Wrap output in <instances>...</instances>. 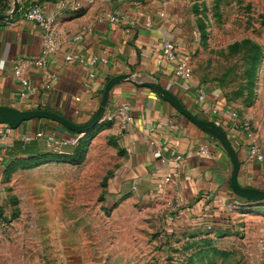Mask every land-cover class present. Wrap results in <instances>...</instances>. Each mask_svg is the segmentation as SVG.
I'll return each mask as SVG.
<instances>
[{
    "label": "rangeland",
    "instance_id": "374dc122",
    "mask_svg": "<svg viewBox=\"0 0 264 264\" xmlns=\"http://www.w3.org/2000/svg\"><path fill=\"white\" fill-rule=\"evenodd\" d=\"M179 7L195 81L221 91L250 124L247 134L264 135V0ZM112 126L103 120L79 134L69 149L79 152L75 164L9 155L0 174V264H264V200L238 198L226 211L187 217L159 195L117 189L125 150L105 135Z\"/></svg>",
    "mask_w": 264,
    "mask_h": 264
},
{
    "label": "crops",
    "instance_id": "0c3cea01",
    "mask_svg": "<svg viewBox=\"0 0 264 264\" xmlns=\"http://www.w3.org/2000/svg\"><path fill=\"white\" fill-rule=\"evenodd\" d=\"M34 1L49 13L55 12L61 2L20 0V13L12 21L0 20V106L51 111L76 124H84L99 109L104 89L112 78L133 74L139 82L158 81L197 118L218 126L222 122L220 127L227 133L240 160V185L264 190V161L250 158L253 144L264 148V135L250 136L242 127L234 125L228 116L232 109L219 89L202 87L195 79L189 86L184 84L173 75L176 63L166 60V51L161 47L164 41L172 43L179 61L190 55L181 37V0H83L81 12L63 11L56 26L58 50L48 60L58 80L52 90H42L34 98L22 100L20 94L24 88L14 76L13 62L42 56V30L37 24L25 21L21 13L23 6ZM12 5L13 0L6 1L3 12L11 11ZM107 14L118 17L119 21L110 22ZM79 34L81 37L76 39ZM68 54H82L87 58L95 55L99 61L95 65L67 63ZM24 76L35 86L44 81L43 68L35 65L27 67ZM198 87L206 89V104L198 100ZM122 104L132 107L133 122L126 126L117 122L104 132L118 136L125 150L117 189L130 184L139 195L156 194L168 204L178 200L183 210L180 214L187 217L210 215L212 197L225 203L240 199L231 188L233 164L224 147L179 114L158 92L123 81L112 90L107 113H115ZM213 104L222 109L219 116L209 112ZM170 125L176 128L171 129ZM38 132L54 133L59 140L73 137L63 126L46 119L27 121L17 128L0 124V174L10 153L22 143L20 138ZM27 145L35 151L47 147L56 152L46 140ZM169 146H177L185 157L184 165L174 182L160 188L163 178L174 168L162 163L153 152L162 147L166 153ZM203 146L208 153L199 155ZM70 148L73 147L64 146L59 152H69ZM207 194L211 198L203 200Z\"/></svg>",
    "mask_w": 264,
    "mask_h": 264
},
{
    "label": "built area",
    "instance_id": "2783aa9c",
    "mask_svg": "<svg viewBox=\"0 0 264 264\" xmlns=\"http://www.w3.org/2000/svg\"><path fill=\"white\" fill-rule=\"evenodd\" d=\"M93 1V0H92ZM112 1V0H106ZM83 0H61L59 3V8L52 13H49L45 10L44 6L37 2H30L27 5L21 8L22 18L25 21L37 24L42 30V56L40 58H31V59H16L14 63V76L20 82L24 91L20 94V98L22 100H28L37 96L40 91L52 90L54 82H57L58 77L53 72L51 68H49L48 60L52 58L59 46L58 42V32H57V20L59 15L63 11H71L73 13L81 12L83 8ZM1 7V6H0ZM106 19L110 22H118V17L107 14ZM148 27L151 26V23L147 24ZM81 34H79L76 39H79ZM161 47L166 51V60L170 62L176 63V68L173 71V75L176 79L181 80L186 85L192 84L194 81V72L192 66L190 64V55L181 58H178L177 52L174 50L173 45L170 41H164L161 44ZM99 61L98 57L92 55L90 57H85L82 54H68L65 57V62L72 63L78 62L83 65H95ZM103 62H106L104 59ZM4 61L1 62V66H4ZM37 66L43 68L44 73V81L39 86L33 85L25 76L24 72L27 67L29 66ZM198 100L202 104H206L207 93L206 89L202 87H198ZM78 100V99H77ZM209 112L212 115L219 116L222 113V109L213 104L209 107ZM229 118L239 127H242L243 130L249 131L250 124L247 121L241 119L239 114L234 111L230 110L228 113ZM134 113L132 107L128 104H122L115 113H107L105 114L103 120L117 123L120 122L122 126H126L133 122ZM222 125V122H221ZM219 125V126H221ZM171 129H175L176 126L170 125ZM10 131V130H8ZM81 135L73 136L68 140H59L54 133H45V132H38L33 136L24 135L20 138V141L23 144L31 143L35 140H46L48 144L54 146L56 152H59L64 146H72L75 147L78 145ZM167 152L164 153V148H157L154 150L153 154L156 155L162 163L170 164L174 171L168 173L163 179V183L160 185V188H163L165 185L174 182L181 174L182 166L184 165L185 157L184 155L178 150L177 146H169ZM208 153V149L206 146L201 147L200 151L198 152L199 155H205ZM250 158L257 160L258 162L264 161V148L259 147L256 144H253L250 149ZM211 197L204 195L202 197L203 200H209ZM235 201L230 203H225L223 201H219L215 199V197L211 198L210 206L212 208H217L219 211H226L228 209L233 208V204ZM171 206L180 207V202L175 200L174 202L170 203ZM209 205V204H208Z\"/></svg>",
    "mask_w": 264,
    "mask_h": 264
},
{
    "label": "water",
    "instance_id": "95a60500",
    "mask_svg": "<svg viewBox=\"0 0 264 264\" xmlns=\"http://www.w3.org/2000/svg\"><path fill=\"white\" fill-rule=\"evenodd\" d=\"M8 0H0V6ZM20 0H13L12 10L9 12H0V20L12 21L19 12ZM131 81L136 86L143 88L148 87L158 92L164 100H166L175 110L190 120L192 123L197 125L202 131L211 135L215 138L226 150L230 156L233 164V171L231 176V188L237 196L249 201H262L264 200V190L243 187L238 181L240 173V160L231 145L227 133L217 124L202 120L193 115L181 102L180 100L168 89H166L158 81L139 82L133 74H121L108 81L104 93L100 102L99 109L94 116L84 124H76L70 121L68 118L61 116L57 113L46 111V110H19L16 108L0 106V124H6L10 127L17 128L24 122L35 120V119H46L58 123L69 131L77 134H83L94 129L101 121L107 112L111 92L114 87L123 82Z\"/></svg>",
    "mask_w": 264,
    "mask_h": 264
},
{
    "label": "trees",
    "instance_id": "16d2710c",
    "mask_svg": "<svg viewBox=\"0 0 264 264\" xmlns=\"http://www.w3.org/2000/svg\"><path fill=\"white\" fill-rule=\"evenodd\" d=\"M4 9H5L4 8V4H2L1 7H0V12H3ZM19 13L20 12H18V14ZM66 131L68 133L72 134L73 136L79 135V134H77L75 132L69 131L68 129H66ZM81 139L82 138H80L78 145L80 144ZM22 145H23V147H22ZM77 146H75V147H77ZM21 151L22 152L24 151L23 154L28 155L32 161H40V162L41 161H45V162H47V161L48 162L49 161H53V162H68V163H74V164H75V161H73L74 155H77L79 153L78 150H77V151H75V153H71V152H53V154H42V153H38V151H35L32 146L20 143L13 150V152L10 153V156L19 155V154H21L20 153ZM240 199H242V198H240Z\"/></svg>",
    "mask_w": 264,
    "mask_h": 264
}]
</instances>
